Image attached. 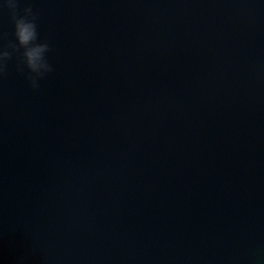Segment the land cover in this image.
Returning a JSON list of instances; mask_svg holds the SVG:
<instances>
[{
	"label": "water",
	"instance_id": "95a60500",
	"mask_svg": "<svg viewBox=\"0 0 264 264\" xmlns=\"http://www.w3.org/2000/svg\"><path fill=\"white\" fill-rule=\"evenodd\" d=\"M28 5L53 71L0 77V264H264V0Z\"/></svg>",
	"mask_w": 264,
	"mask_h": 264
},
{
	"label": "clouds",
	"instance_id": "9594fccd",
	"mask_svg": "<svg viewBox=\"0 0 264 264\" xmlns=\"http://www.w3.org/2000/svg\"><path fill=\"white\" fill-rule=\"evenodd\" d=\"M20 0H4V5L11 12L14 24L15 41L9 40L7 44H0V77L7 74L8 61L17 57L16 69L24 73L28 69L26 79L33 89L39 88V79L53 71L46 53L50 50L47 41L40 42L38 39L36 20L38 13L33 12L31 5L23 8V14L19 11ZM0 6V7H3ZM7 34H0V40L5 39Z\"/></svg>",
	"mask_w": 264,
	"mask_h": 264
}]
</instances>
